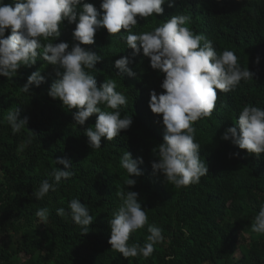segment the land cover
I'll use <instances>...</instances> for the list:
<instances>
[{
	"label": "trees",
	"instance_id": "1",
	"mask_svg": "<svg viewBox=\"0 0 264 264\" xmlns=\"http://www.w3.org/2000/svg\"><path fill=\"white\" fill-rule=\"evenodd\" d=\"M88 2L100 10L101 0ZM163 7V15L147 21L138 17L133 33L151 31L172 15H187L186 26L194 33L211 40L218 52L233 51L241 67L255 73L233 91L217 90L212 114L193 125L208 174L199 183L181 188L153 174L151 162L157 158L152 149L163 142L164 126L162 114L152 113L148 101L150 90L163 91V75L150 67L142 51L129 65L135 77L117 74L114 61L131 56L133 50L120 37L124 29L112 36L101 28L95 43L83 46L103 58L90 74L98 87L106 79L116 81L117 91L127 97L121 117L133 116V123L111 141L102 138L99 149H91L84 134L87 127L94 128L97 115L77 125L72 115L76 110L48 96L56 78L53 65L37 60L30 67L21 66L12 79L0 75V264H264V234L252 231L254 216L264 205V154H248L221 139L243 106L264 108V0H174L173 7ZM60 28L57 40L42 38V44L64 41L71 48L75 24L65 21ZM38 69L45 83L23 92L28 76ZM16 108L20 118L28 117V124L13 133L5 116ZM125 151L133 159L143 158L138 165L143 175L131 177L137 181L134 186H125L128 174L120 166ZM57 157L71 159L74 175L38 200L33 193L40 182L51 180L55 168H63L55 163ZM126 190L139 193L148 224L162 229L163 240L147 258H124L108 243V221L121 203L116 192ZM73 198L96 217L85 235L70 216L56 215L60 207L69 211ZM42 207L50 209L47 225H37L35 212ZM147 226L133 232L128 243L143 245L149 235Z\"/></svg>",
	"mask_w": 264,
	"mask_h": 264
},
{
	"label": "clouds",
	"instance_id": "2",
	"mask_svg": "<svg viewBox=\"0 0 264 264\" xmlns=\"http://www.w3.org/2000/svg\"><path fill=\"white\" fill-rule=\"evenodd\" d=\"M174 6V0H101L100 10L88 0H0V75L12 79L21 66L30 67L37 60L54 66L55 80L48 89V96L62 102L72 112L77 125L83 126L89 117L97 115L93 127L84 129L87 143L91 149H99L104 138L111 141L127 130L133 123V116L121 117V106L127 105V97L117 91L115 80L106 79L97 86L95 76L89 70H97L95 65L103 58L99 53L84 45L95 43L98 30L104 28L110 35L120 34L131 56H122L114 61L119 75L127 73L135 77L129 67L132 58L140 54L149 58L150 67L163 75L159 94L150 90L148 106L152 113L162 114L164 126L163 142L153 148L157 159L151 162L153 174L164 177L166 183L176 188L197 184L208 174V165L200 157V144L195 142L194 123L208 117L216 108L217 90L227 93L235 90L242 80L253 79L255 73L243 69L237 55L228 49L218 52L211 40L203 34L194 33L186 24L187 15H172L162 25L151 31L133 33L138 17L147 21L153 15H163L165 9ZM75 24L72 31L73 44L61 41L42 44L41 40L50 37L57 40L61 36V24ZM10 31L9 35H5ZM126 33V35H125ZM203 41V43H201ZM257 56L255 63H259ZM45 83V76L38 69L28 76L22 91L30 93L33 86ZM105 108L111 109L104 110ZM12 132L17 133L27 127L28 117L20 118V110H9L5 116ZM32 132V131H31ZM33 133V132H32ZM221 139L231 141L248 154H264V108L247 104L243 106L233 126L228 127ZM32 141H27L30 144ZM232 155H239L235 153ZM57 167L51 173V180L44 179L33 196L41 200L49 191H56L62 181L70 179L74 172L72 161L67 157H57ZM142 157L133 159L125 151L120 166L126 170L128 178L125 186H134L142 170ZM120 206L108 221L111 249L124 258L153 253L154 246L163 240L162 229L148 224V216L139 193L132 190L117 191ZM69 211L60 207L56 215L70 216L80 227L82 234L89 232L95 221L90 210L79 199L73 198L68 204ZM38 224L47 225L50 216L48 207L35 212ZM147 226L149 235L143 245L129 244L130 235ZM252 231L264 234V205L254 216Z\"/></svg>",
	"mask_w": 264,
	"mask_h": 264
},
{
	"label": "rangeland",
	"instance_id": "3",
	"mask_svg": "<svg viewBox=\"0 0 264 264\" xmlns=\"http://www.w3.org/2000/svg\"><path fill=\"white\" fill-rule=\"evenodd\" d=\"M247 235V234H246ZM0 240H1V238H0Z\"/></svg>",
	"mask_w": 264,
	"mask_h": 264
}]
</instances>
